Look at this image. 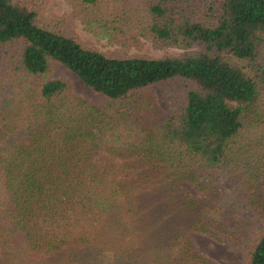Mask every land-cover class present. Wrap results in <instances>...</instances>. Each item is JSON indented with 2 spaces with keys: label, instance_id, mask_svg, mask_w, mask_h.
Masks as SVG:
<instances>
[{
  "label": "trees",
  "instance_id": "trees-1",
  "mask_svg": "<svg viewBox=\"0 0 264 264\" xmlns=\"http://www.w3.org/2000/svg\"><path fill=\"white\" fill-rule=\"evenodd\" d=\"M36 17L0 0V47L41 78L0 126V264H212L188 231L234 234L238 198L264 217V0H148L142 34L179 55L108 54ZM51 62L110 105L46 78ZM173 77L189 84L164 112L148 88ZM246 264H264V230Z\"/></svg>",
  "mask_w": 264,
  "mask_h": 264
},
{
  "label": "rangeland",
  "instance_id": "rangeland-1",
  "mask_svg": "<svg viewBox=\"0 0 264 264\" xmlns=\"http://www.w3.org/2000/svg\"><path fill=\"white\" fill-rule=\"evenodd\" d=\"M34 8L36 20L52 29L73 35L84 44L93 46L108 54H186L192 47L156 42L146 38L143 27L146 23V3L148 0H97L87 8L78 0H19ZM85 18L89 19L87 23ZM95 18L106 22L109 33L105 34L102 25ZM127 22V23H126ZM122 31L136 35V39L121 36ZM111 33V35H110ZM8 47H0V126L5 123L3 115L8 107L31 106L34 103L33 92L40 77L24 76L15 69L10 60ZM46 78H63L70 85L71 92L99 106L110 105L105 96L92 92L80 83L79 79L64 65L51 62ZM188 81L173 77L152 85L151 91L164 112L170 105L178 103L185 93ZM192 85V84H190ZM12 107V111H14ZM4 111V113H3ZM10 112V110H8ZM226 187V186H225ZM264 197V195H263ZM235 213L229 225L234 234L214 238L199 231H188L196 250L207 256L212 264H246L247 248L258 233L264 230V217L252 212L242 199H234Z\"/></svg>",
  "mask_w": 264,
  "mask_h": 264
}]
</instances>
